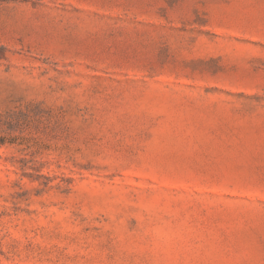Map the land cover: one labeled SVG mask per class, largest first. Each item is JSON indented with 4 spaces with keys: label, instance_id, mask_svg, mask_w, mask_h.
<instances>
[{
    "label": "rangeland",
    "instance_id": "obj_1",
    "mask_svg": "<svg viewBox=\"0 0 264 264\" xmlns=\"http://www.w3.org/2000/svg\"><path fill=\"white\" fill-rule=\"evenodd\" d=\"M0 264H264V0H0Z\"/></svg>",
    "mask_w": 264,
    "mask_h": 264
}]
</instances>
